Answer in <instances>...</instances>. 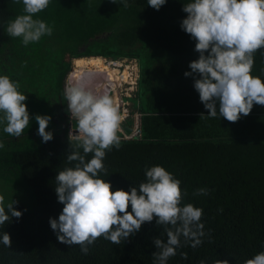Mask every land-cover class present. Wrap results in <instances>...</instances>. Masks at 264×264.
Here are the masks:
<instances>
[{
	"label": "trees",
	"instance_id": "obj_1",
	"mask_svg": "<svg viewBox=\"0 0 264 264\" xmlns=\"http://www.w3.org/2000/svg\"><path fill=\"white\" fill-rule=\"evenodd\" d=\"M188 2L167 0L157 11L148 0H127L128 7L112 0H50L34 18L52 26V34L25 46L21 38L6 33L7 22L22 13V0H0V75L19 81L18 90L27 96L23 69L36 70L38 63L50 72L42 81L46 101L35 106L25 101L30 126L19 137L1 128L0 141L12 148L0 150V183L6 181L13 190L5 203L18 201L14 207L22 216L0 227V234L6 231L12 239L11 248L0 243V264H153L152 238L163 233L155 219L120 245L98 238L87 254L79 245L59 242L49 224L63 208L54 190L55 176L72 166L67 161L72 130L68 122L73 126L75 119L67 111L64 81L73 59L72 84L84 74H89L90 85L92 76L96 83L101 57L138 62L137 85L130 95L138 105L128 106L122 124L130 134L137 112L140 128L139 137L121 138V147L106 153L103 163L109 175L102 178L113 190H129L146 179V166L159 164L181 181L187 193L183 203L203 209L202 244L193 248L181 238L183 246L167 264H213L217 259L243 264L264 251V106L254 104L237 122L219 114L207 116L193 77L184 75L199 56L196 41L180 27ZM66 48L73 49L69 58L63 56ZM262 53L264 49L254 54L252 75L264 80ZM29 98L37 101L38 95ZM201 113L205 115L200 118ZM36 114L51 116L47 130L54 138L47 143L37 135ZM199 188L207 194L193 195ZM161 238L166 240V235Z\"/></svg>",
	"mask_w": 264,
	"mask_h": 264
},
{
	"label": "clouds",
	"instance_id": "obj_2",
	"mask_svg": "<svg viewBox=\"0 0 264 264\" xmlns=\"http://www.w3.org/2000/svg\"><path fill=\"white\" fill-rule=\"evenodd\" d=\"M112 2L129 6L127 0ZM166 2L148 0V5L158 11ZM22 3V13L7 22L6 33L11 38H21L27 46L52 34V26L34 18L48 7L50 0H22ZM182 11L187 15L180 27L196 41L195 51L199 53L197 59L190 61V71L184 75L193 77L194 89L207 116L215 118L219 114L220 118L237 122L251 113L254 104L264 106V80L252 75L254 54L264 49V0H190L184 3ZM88 75L84 74L64 92L67 111L76 121L74 132L68 134L67 161L72 166L55 176L54 190L63 208L58 218H49L50 227L59 242L69 247L79 245L82 253L87 254L98 238L120 245L138 233L144 223L155 219L156 225L163 228L161 235H166V240L161 235L152 238L156 248L152 253L153 264H167L183 246L181 238L193 248L202 244L203 209L183 203L187 193L182 191L181 181L159 164L146 166V179L138 186L130 185L129 190H113L111 182L102 178L101 174L109 175L103 163L106 153L113 147H121L118 132L123 122L112 94L89 87ZM19 88V81L7 74L0 75V125L5 133L15 137L30 126L27 96ZM204 115L201 113L200 118ZM34 118L42 142L51 141L53 132L47 130L51 116L36 114ZM4 147L0 141V149ZM207 192L199 188L193 195ZM17 203L14 199L5 203L4 195H0V227L10 223L13 217L22 216V211L14 207ZM0 243L11 248L8 232L0 234ZM181 256L187 258L186 253ZM200 264L205 261L201 260ZM213 264H230V261L217 259ZM243 264H264V251Z\"/></svg>",
	"mask_w": 264,
	"mask_h": 264
},
{
	"label": "rangeland",
	"instance_id": "obj_3",
	"mask_svg": "<svg viewBox=\"0 0 264 264\" xmlns=\"http://www.w3.org/2000/svg\"><path fill=\"white\" fill-rule=\"evenodd\" d=\"M72 50L73 49L66 48L64 50V55L62 53H59L58 51H55L54 53L56 55L61 54L65 58L66 57L69 58L71 53L73 52ZM25 62L27 63V61H25ZM128 62H132V60H128V59L122 60V63L129 64ZM79 64H82V63L80 62ZM34 67H36V70H33V71H31V69H29L28 67H25L23 69V74L25 76H27V78H26V80H27L26 92H27V97H28L27 100L31 106H33V105L35 106L36 104L38 105V104H41L44 101H46V98L44 97L45 92L41 93L42 81L44 82L46 80L45 74L50 73L48 70L42 68L41 64L35 63ZM72 72H73V59H71V70H70L68 76L65 78V81H64V90L67 87L72 85V78H71ZM126 73H128V71H126V69L123 72H120V74H126ZM117 74H119V71L117 69H114V68L111 69L108 66V63L105 62V60L103 58H100L99 60H97L96 78H95L96 83L94 82V78H93L94 76H92L93 82L91 85H90V83L87 82L88 86L93 88V89H98L100 91H104V90L108 91L109 86L112 85V83H113V85H116V84H114V82H116V83L118 82L117 78H110V77H113ZM123 77H125V76H123ZM107 78H109V79H107ZM110 81H112V82H110ZM35 94L38 95L37 101L33 100L32 98H29V95L35 96ZM116 94H117V92H115V94L112 95V97H114ZM123 100L127 101L130 106H135V105L137 106L138 101H139L136 98H131V96L130 97H123ZM69 116L72 117L71 114ZM120 116L122 117V121H123L124 114L122 113V114H120ZM73 122H74L73 126H72L71 121H69L68 124L71 125L72 129H75L76 121L73 120ZM121 125L123 126V124H121ZM1 128H3V125H0V139H2L1 137L3 136V134L1 133V132H3L1 130ZM11 148L12 147L10 145V146H6L4 149L9 150ZM0 150H2V149H0ZM15 184H16V182L11 183L12 186H15ZM12 191L13 190H11L9 185H7L6 181L0 183V195H4V197L6 198L7 196H10L12 194L11 193Z\"/></svg>",
	"mask_w": 264,
	"mask_h": 264
},
{
	"label": "built area",
	"instance_id": "obj_4",
	"mask_svg": "<svg viewBox=\"0 0 264 264\" xmlns=\"http://www.w3.org/2000/svg\"><path fill=\"white\" fill-rule=\"evenodd\" d=\"M124 60V59H123ZM127 60V59H126ZM132 60V62H128L129 64L122 63L121 61H107L105 62L108 63V66L112 69H117L119 72H123L126 68L128 71L129 76L127 79H122L119 84L116 85H110L108 92L111 95H114L115 92L118 93L120 97V102H119V114H124L123 120L126 118L128 115V108L127 106L129 105L127 101L123 100V97H129L131 95V92L136 88L137 85V79H138V62L135 59H128ZM125 62V61H124ZM109 79V78H107ZM112 82V81H110ZM139 113L134 114V126L130 134H126V132L123 130L121 124H120V133L122 134L123 139H129V138H136L140 136V128H139ZM123 121H121L122 123Z\"/></svg>",
	"mask_w": 264,
	"mask_h": 264
},
{
	"label": "bare ground",
	"instance_id": "obj_5",
	"mask_svg": "<svg viewBox=\"0 0 264 264\" xmlns=\"http://www.w3.org/2000/svg\"><path fill=\"white\" fill-rule=\"evenodd\" d=\"M139 69V68H138ZM126 71H127V68H126ZM123 75L125 76V77H123ZM127 76H129V74L128 73H126V74H120V72H119V74H117V75H115V76H113V77H110V78H117L118 79V81H121L122 79H127ZM110 83V82H109ZM114 84H116V82H114ZM113 99H114V101H115V103L119 106V102H120V97H119V95L118 94H116L114 97H112Z\"/></svg>",
	"mask_w": 264,
	"mask_h": 264
},
{
	"label": "crops",
	"instance_id": "obj_6",
	"mask_svg": "<svg viewBox=\"0 0 264 264\" xmlns=\"http://www.w3.org/2000/svg\"><path fill=\"white\" fill-rule=\"evenodd\" d=\"M124 76V75H123ZM120 81H118L116 84H119ZM118 94V93H117Z\"/></svg>",
	"mask_w": 264,
	"mask_h": 264
},
{
	"label": "water",
	"instance_id": "obj_7",
	"mask_svg": "<svg viewBox=\"0 0 264 264\" xmlns=\"http://www.w3.org/2000/svg\"><path fill=\"white\" fill-rule=\"evenodd\" d=\"M75 129H72L71 131L74 132Z\"/></svg>",
	"mask_w": 264,
	"mask_h": 264
}]
</instances>
